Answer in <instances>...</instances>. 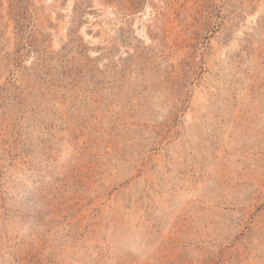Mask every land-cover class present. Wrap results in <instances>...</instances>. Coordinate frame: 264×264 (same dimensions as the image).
Segmentation results:
<instances>
[{
	"label": "rangeland",
	"instance_id": "rangeland-1",
	"mask_svg": "<svg viewBox=\"0 0 264 264\" xmlns=\"http://www.w3.org/2000/svg\"><path fill=\"white\" fill-rule=\"evenodd\" d=\"M0 264H264V0H0Z\"/></svg>",
	"mask_w": 264,
	"mask_h": 264
}]
</instances>
